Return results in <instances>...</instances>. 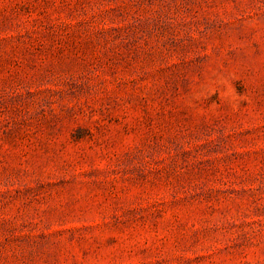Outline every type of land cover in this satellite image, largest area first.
Instances as JSON below:
<instances>
[{"label": "rangeland", "instance_id": "374dc122", "mask_svg": "<svg viewBox=\"0 0 264 264\" xmlns=\"http://www.w3.org/2000/svg\"><path fill=\"white\" fill-rule=\"evenodd\" d=\"M0 264H264V0H0Z\"/></svg>", "mask_w": 264, "mask_h": 264}]
</instances>
